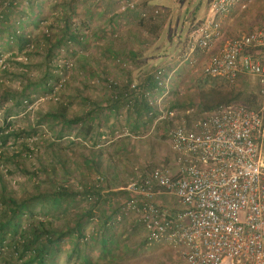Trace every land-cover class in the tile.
I'll return each instance as SVG.
<instances>
[{
  "label": "rangeland",
  "instance_id": "rangeland-1",
  "mask_svg": "<svg viewBox=\"0 0 264 264\" xmlns=\"http://www.w3.org/2000/svg\"><path fill=\"white\" fill-rule=\"evenodd\" d=\"M11 1L0 0V15L8 12L7 5ZM27 1L32 6V15L26 16L21 13V9H24ZM123 2L22 0L14 4L18 5L17 13L14 14L15 25L20 32L31 37H42L47 31L60 34L66 15L75 22L73 29L84 23L80 29L81 44L59 47L55 52L54 64L59 80L50 83L54 90L51 91V87L47 90L36 88L32 102L7 120L14 128L32 124L37 129V135L32 139L35 143L30 147H35L34 154L25 153L28 156L25 162L28 171L38 167L39 159H47L50 143L55 142L54 147L62 149L61 154L70 161L73 172L66 176L60 174L59 177H64L76 188L93 187L103 197L102 205L98 206L93 217H86L81 223L84 237L77 242L71 237L65 239L56 264H86L85 258L94 264H181L177 250L169 244H148L146 231L138 217L122 213L130 197L125 189L128 180L134 172L143 173L157 167H164L170 174H175L177 166L167 133L175 121L196 120L208 112L199 104L197 95L200 90L235 89L238 97L232 104L259 107L256 78H245L230 85L203 76L207 56L194 54L195 61L184 60L189 46L188 35L206 16L209 0H140L138 8L130 13L118 11V6ZM156 10L159 13L155 15L154 22L159 28L157 35H152L139 25V21L144 17L143 14H155ZM263 10L264 0H257L251 10L239 16L237 29L231 28L229 36L255 27ZM43 56L44 52L35 53L28 47L20 49L17 42H11L7 35H1L0 83L4 87L18 89L24 82L20 78L22 72L33 82L39 81L44 70ZM5 67L9 69L8 74L3 72ZM158 68L167 71V78L164 88L151 97L153 107L150 113L138 115L133 110L128 112L125 107L111 111L112 100L121 91L127 92V88H124L128 83H131V87L139 86L143 79ZM111 83L117 84L119 88L111 89ZM61 101L70 104L72 115H81L91 109L93 103H98L104 109L98 123V132L103 136L77 138L74 130V135L59 139L56 136L59 127H50L40 115ZM6 108V105L0 107V124L4 121ZM170 112L176 113V117L170 119ZM25 141L32 144L31 138H25ZM9 147L8 151H17L12 142ZM91 155H96L100 166L98 173L83 164L84 159L91 158ZM0 174L6 186L18 195L33 193L35 181L23 169L2 164ZM42 186L47 188L46 183ZM93 202L94 199L80 197L72 209L74 212H83ZM159 203L171 207L175 201L163 194L159 197ZM112 209L115 213H112ZM103 211H107L109 217L112 215L106 225H103ZM53 216H59L54 221L57 225L73 222V216L68 213H56ZM104 229L110 241H113V247L104 245Z\"/></svg>",
  "mask_w": 264,
  "mask_h": 264
},
{
  "label": "built area",
  "instance_id": "built-area-1",
  "mask_svg": "<svg viewBox=\"0 0 264 264\" xmlns=\"http://www.w3.org/2000/svg\"><path fill=\"white\" fill-rule=\"evenodd\" d=\"M139 1L124 0L118 11L133 12ZM256 2L209 0L206 16L188 35L184 60L207 56L203 76L230 85L256 78L259 107L224 104L199 119L175 121L167 133L175 174L164 167L134 172L125 188L130 197L122 213L138 217L148 244L177 250L181 264H264V10L255 27L229 36L230 26ZM154 74L159 88L145 93L151 105L167 71ZM136 87L125 96L135 97ZM163 194L174 199L173 208L158 202Z\"/></svg>",
  "mask_w": 264,
  "mask_h": 264
},
{
  "label": "trees",
  "instance_id": "trees-1",
  "mask_svg": "<svg viewBox=\"0 0 264 264\" xmlns=\"http://www.w3.org/2000/svg\"><path fill=\"white\" fill-rule=\"evenodd\" d=\"M7 7L8 12L0 15V24H2L0 25V36L7 35L11 42H17L20 49L28 47L35 53L44 52V61L42 62L44 70L39 78L40 80H34V82L29 76L25 77L26 73L22 72L20 78L24 82L18 89L9 86L4 87L0 83V107L5 105L7 107L5 116L3 115V124H0V168L2 164L21 168L26 171L32 181H35L33 193L18 195L6 186L3 176L0 174V264H56L57 255L65 239L71 237L77 242L84 237L81 223L84 218L93 217L95 210H98V206L102 205L103 197L98 193L99 190L93 187L90 189H87V187L76 188L64 177H59L60 174L66 176L69 173L73 174V172L70 169V161L61 154L62 149L54 147L56 146L55 142L50 143V152H47V159H39L37 161L38 167L28 171L25 166L28 156L25 153L34 154L35 147L33 149L30 147L35 143L32 139L36 137L37 129L32 124L27 127L14 128L11 122L7 120L14 115L13 113L22 111L27 104L32 102L36 88L50 89V83L59 80L54 64L55 52L59 47L70 44L80 45L82 39L80 29L84 26V23L73 29L75 22L70 19L69 15H66L60 34H52L47 31L42 34V37H31L29 34L26 35L20 32L18 26L15 25L17 23H14V20H16L14 14L17 13L18 5L15 6L14 2L11 1ZM21 10L22 14L30 15L32 6L29 3L28 12L24 9ZM143 15L144 17L139 21V25L148 34L157 35L159 27L154 22L155 14ZM14 63L22 67L26 66L21 62ZM8 71L7 67L3 70L5 74H8ZM155 71L136 87V97L132 98V95L125 96L121 91L112 100L111 111L112 109L118 111L125 107L128 112L133 110L138 115L150 113L153 105L148 102L145 93L148 89L153 92L159 88L155 80ZM130 85L131 83H128L124 89L127 88L128 91ZM110 87L113 90L119 88L117 84L112 83ZM50 90L53 91L54 89L51 87ZM130 96L132 97L130 98ZM237 97L238 94L235 89L222 88L200 90L197 95L199 104L204 111H209L220 105L230 104L236 101ZM69 110L70 104L61 101L57 102L47 113L43 115L39 113V115L42 117V121L47 122L50 127H59L56 131V136L59 139L74 135V130L77 138L94 139L103 136L98 132V125H100L98 123L104 109L100 108L98 103H93L92 108L81 115H72ZM64 133L65 135L62 136ZM25 138H31L32 144H28ZM11 142L13 147L17 148V151L12 149L8 151ZM95 157L96 155L94 157L91 155V158L84 159L83 164L89 165L98 173L100 166ZM43 183L47 184V188L42 186ZM80 197L94 199L93 205L83 212H74L72 205ZM56 213L71 214L73 222L61 225L55 224L54 221L59 219V216L53 218ZM107 213V211H103V225L109 223L108 221L112 217V215L107 216ZM112 213H115V210L112 209ZM105 229L103 243L113 247V241H110L111 238L106 235ZM96 234H98V227ZM85 259L86 264H94L88 258Z\"/></svg>",
  "mask_w": 264,
  "mask_h": 264
},
{
  "label": "crops",
  "instance_id": "crops-1",
  "mask_svg": "<svg viewBox=\"0 0 264 264\" xmlns=\"http://www.w3.org/2000/svg\"><path fill=\"white\" fill-rule=\"evenodd\" d=\"M255 22L257 23V21H255ZM255 22H254V23H255ZM258 23H259V21H258ZM237 26H238V20L235 21V22L230 26V29H231V28H232V29H233V28H236ZM236 29H237V28H236ZM239 29H241V28H239ZM176 166H177V165H176ZM176 170H177V169H176ZM176 170H175V171H176ZM175 171H174V172H175ZM158 202H159V198H158ZM164 206H165L167 209H171V208H173V206L170 207V206L165 205V204H164ZM181 261H182V260H181ZM181 263H182V262H181Z\"/></svg>",
  "mask_w": 264,
  "mask_h": 264
},
{
  "label": "bare ground",
  "instance_id": "bare-ground-1",
  "mask_svg": "<svg viewBox=\"0 0 264 264\" xmlns=\"http://www.w3.org/2000/svg\"><path fill=\"white\" fill-rule=\"evenodd\" d=\"M229 264V263H228Z\"/></svg>",
  "mask_w": 264,
  "mask_h": 264
}]
</instances>
